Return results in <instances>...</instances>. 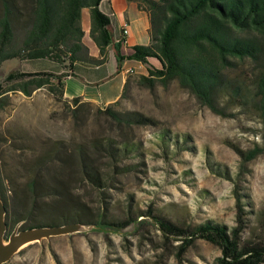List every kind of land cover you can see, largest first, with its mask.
Returning <instances> with one entry per match:
<instances>
[{
  "label": "rangeland",
  "instance_id": "1",
  "mask_svg": "<svg viewBox=\"0 0 264 264\" xmlns=\"http://www.w3.org/2000/svg\"><path fill=\"white\" fill-rule=\"evenodd\" d=\"M12 2L16 49L30 0ZM38 65L0 64V190L7 215L27 218L14 230L45 221L63 225L65 214L89 228L24 246L5 264H231L206 241L185 246L157 219L180 228L211 222L231 229L235 193L243 236L254 234L233 264H264V143L252 105L224 90L211 109L176 82L140 86V74L130 75L125 94L106 107L70 104L49 86L29 87L25 95L18 83L3 82L10 72ZM263 66L264 40L255 60L231 61L225 85L245 91Z\"/></svg>",
  "mask_w": 264,
  "mask_h": 264
},
{
  "label": "trees",
  "instance_id": "2",
  "mask_svg": "<svg viewBox=\"0 0 264 264\" xmlns=\"http://www.w3.org/2000/svg\"><path fill=\"white\" fill-rule=\"evenodd\" d=\"M104 1L106 0H30L26 13L28 28L22 44L14 49L11 47L9 16L17 15L18 12L12 0H0L3 15L0 18V64L12 59H29L33 62L40 61V65L36 67L48 64L53 69L58 65L70 75L74 63H100L101 61L88 56V49L82 43L84 33L81 15L83 10H88L89 37L104 60L106 49L112 43L111 34L99 11V6ZM129 1L137 2V7L146 13L149 21V44L134 47L131 55L132 59L146 66L147 74L138 77V84L150 88L156 83L167 85L176 82L180 88L189 91L211 109H214L218 93L225 90V94L253 106L262 126L261 138L264 143V66L252 74L245 91L238 87L229 88L223 77L224 70L231 66L233 59L255 60L260 55L261 41L264 40V0ZM242 33H247L250 37L242 36ZM113 50L120 64L123 58L120 57L118 44L113 46ZM62 77L52 72L13 71L4 77L3 82L18 83L19 90L25 95L29 94V87L39 89L49 86L62 97ZM127 85L128 81L122 95L125 94ZM68 102L77 105L83 101L73 98ZM130 118L138 120L133 116ZM93 180L96 181V178ZM32 185L33 183L28 185L29 191L32 190ZM0 197L6 209L1 190ZM235 207L237 225L231 229L211 222L189 228H180L164 219H157V224L166 234L182 238L185 246L194 240H203L216 246L221 260L233 264L243 255L244 245L254 234L251 231L243 236V209L237 193ZM259 217L264 219V212ZM68 218L69 215H60L61 223H72ZM4 221L7 231L11 233L17 224H25L27 218L19 216L10 220L6 211ZM44 225H48V221L27 228Z\"/></svg>",
  "mask_w": 264,
  "mask_h": 264
},
{
  "label": "crops",
  "instance_id": "3",
  "mask_svg": "<svg viewBox=\"0 0 264 264\" xmlns=\"http://www.w3.org/2000/svg\"><path fill=\"white\" fill-rule=\"evenodd\" d=\"M99 11L111 34L112 42L106 49L104 60L100 57L95 43L89 37L90 16L88 10H83L81 15V28L84 33L82 43L88 49V56L101 62L74 63L70 75H67L65 70L58 65L52 69L51 65L48 64L35 67L32 70L28 69L25 73L52 72L62 75L64 79L63 96L68 100L80 98L83 102L99 107H106L118 101L123 94L126 82L130 78L125 70L137 66V61L131 58L133 48L149 44V21L146 13L139 10L134 1L106 0L100 4ZM107 12L109 15L106 14ZM123 25L128 26L125 45L117 42ZM117 44L120 57L123 58L120 64H118L113 50V46ZM150 63L155 65L152 61ZM138 74H147L145 65Z\"/></svg>",
  "mask_w": 264,
  "mask_h": 264
},
{
  "label": "water",
  "instance_id": "4",
  "mask_svg": "<svg viewBox=\"0 0 264 264\" xmlns=\"http://www.w3.org/2000/svg\"><path fill=\"white\" fill-rule=\"evenodd\" d=\"M6 209L0 197V264L7 263L24 246L41 243L50 238L82 233L89 226L83 223L44 225L26 229H15L5 238L7 227L4 221Z\"/></svg>",
  "mask_w": 264,
  "mask_h": 264
},
{
  "label": "built area",
  "instance_id": "5",
  "mask_svg": "<svg viewBox=\"0 0 264 264\" xmlns=\"http://www.w3.org/2000/svg\"><path fill=\"white\" fill-rule=\"evenodd\" d=\"M128 36V26L127 25H123L121 27V30H120V38L118 39V43L121 44V45H125L126 42H127V37ZM136 61V60H135ZM144 67V64L137 61V66L136 67H131V68H127L125 70V73L128 74V75H133V74H138L139 71H141ZM64 81V79H63Z\"/></svg>",
  "mask_w": 264,
  "mask_h": 264
}]
</instances>
